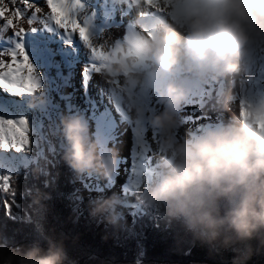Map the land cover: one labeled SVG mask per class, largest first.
I'll return each instance as SVG.
<instances>
[{"label":"clouds","instance_id":"clouds-1","mask_svg":"<svg viewBox=\"0 0 264 264\" xmlns=\"http://www.w3.org/2000/svg\"><path fill=\"white\" fill-rule=\"evenodd\" d=\"M127 2L138 13L135 27L112 44L93 46L98 63L92 68L122 94L138 122L159 133L160 159L132 185L137 201L209 244L227 247L264 234V91L246 90L245 81L237 80L241 74L250 78L254 53L264 46V0ZM153 11L161 15L150 18ZM193 75L227 80L213 107L233 115L178 135ZM150 86L164 105L160 110L150 109L143 98ZM37 101L43 96H34L30 106ZM58 129L63 159L74 172L116 174L119 150L101 149L83 113L61 115ZM43 195L37 190L34 199ZM123 203L116 193L97 197L90 201V214L118 226ZM66 258L63 244L51 238L46 250L34 242L0 252V264H64Z\"/></svg>","mask_w":264,"mask_h":264},{"label":"trees","instance_id":"trees-1","mask_svg":"<svg viewBox=\"0 0 264 264\" xmlns=\"http://www.w3.org/2000/svg\"><path fill=\"white\" fill-rule=\"evenodd\" d=\"M42 133L47 143L56 142ZM58 151L44 147L43 156L26 167L2 172L11 175L15 190L14 198L0 190L2 254L34 242L46 250L51 238L63 244L64 264H234L238 259L240 264H264V234L224 247L201 241L179 221L168 222L147 206L134 217L133 227L124 218L114 226L79 211L74 172L63 159L64 147ZM37 190L45 194L38 202Z\"/></svg>","mask_w":264,"mask_h":264},{"label":"bare ground","instance_id":"bare-ground-1","mask_svg":"<svg viewBox=\"0 0 264 264\" xmlns=\"http://www.w3.org/2000/svg\"><path fill=\"white\" fill-rule=\"evenodd\" d=\"M101 1L103 2V5H101L103 11L101 12L97 8L91 7L90 14L87 15L84 19L82 18L79 19V16H78L79 8L76 10L78 21H80L81 24L86 25L87 31L89 35L91 36V41H92L93 46L102 45L105 42H107L108 44H112L117 39H122L126 31H130L135 27L134 20L138 14L137 10L132 8L130 4L127 2V0H101ZM37 2L40 3V6L44 8L45 12L50 11V9L47 8V5L43 3V0H37ZM97 5L95 2L94 6H97ZM16 6L19 7L20 5L17 4ZM152 13H156V12L153 11ZM26 20H27V17L24 18L22 26L25 27V29H28L30 26L27 24ZM32 26L35 27V30L41 29L39 32L40 37L31 36L30 41H26L25 39V36L27 33L26 31L22 37L21 42L33 66L36 65V63H34L33 61V58L37 56L38 49H40V51H42V49L43 51H47V50H51V48H54V47L59 48L60 50H64L67 55H73V56L77 55V57H79L78 59L87 60L90 70H88L87 72L86 71L84 72L83 70L80 71L79 69L80 73L78 71L77 75L80 76L82 79L81 81L84 86L83 89L85 93L86 92L92 93V96H91L92 100H96V101L102 100V103H105L107 105V107L104 106V110H108V113L110 115L107 118L98 117L99 119H97V117L93 115L94 112L92 115L90 113L91 118H93V120L95 121L94 130L96 131L99 130V128L103 125V123H106L109 132L112 131L109 135H112V133L115 135L118 132V123L123 126L129 124V122L130 124L131 123L135 124L134 132L133 133L131 132L132 134L130 135L129 139H122L121 143L117 142L118 144L113 143L112 146L110 145L111 147L115 146L119 150V157H120L119 169L122 168L123 172L119 174L118 172H116V174H114L112 177L104 178L105 185L107 186V190L109 189L110 192L112 191V193L119 194L122 197V199L131 201L130 197H134V194L132 192V185L138 179L135 177L132 178L133 174L130 173L129 171H128L129 173L128 172L124 173L126 171V166L128 168L129 166L128 164L131 161L136 163L135 167H138L140 164L141 166H143L144 162L141 159V156L137 158V153L139 151L142 153V149L144 147L147 149L148 148L151 149V155L155 154L157 156L160 153V151L156 149V147H153L155 144L153 145V143L151 142L147 134L150 128L152 130V127L149 125V128H148V123L146 121H144L145 122L144 127H138V124L136 122L137 120L134 118L133 113L128 109V106L126 102L124 101L122 94L118 92L109 82L105 81L102 78L101 74L93 70L92 66L98 63V61L93 56L91 48H89L88 45L85 44L84 41L81 40L80 36H78L75 43L71 44L69 42H66V39L64 36L66 33L64 32V30L57 27L53 21L49 20L47 26H45L43 24V21L41 20L38 23H34ZM31 31L33 32V30ZM72 35L75 36V34H72ZM19 39L20 38L18 37H13L12 31L10 29L7 30V32H0V44L4 46L5 48L4 50L14 48L15 41ZM259 49H260V52H259L260 54L258 55L254 54V58L257 56L258 61H260V57L262 56L261 53H264V46L259 47ZM86 57L88 59H85ZM83 65H85V63ZM71 66H73V64ZM259 67L260 66L254 62L252 66V70H256V73L254 74L252 73V75L250 74V78L245 74H241L239 77H237V80L238 81L241 79L246 80V82L251 83V85L253 84V86H256L258 83L263 85L264 84V71L261 70ZM43 71L44 70L36 71V74L38 75L39 78L41 77L40 73ZM92 71L95 74H93V76H90V72ZM197 81H201L202 85L197 86V83H196ZM95 82L97 83V88L93 87V84ZM227 83L228 81L225 79H219L215 81L210 78L201 80L194 75L191 77V79L188 81V85L191 88V92L189 93L188 98L193 99L195 104L188 105L186 103L187 106L184 104L186 107L184 108L183 111L179 113V114H182L183 119L185 117H188L190 120L183 123V125L178 131V135L187 134L190 130H194L195 127L198 128V126L200 125H207L206 124L207 121L209 122L210 120L221 121L223 119L224 113H227V115H229L230 117L233 115L232 111H220V110H216L213 107L215 103V97L218 95L220 90H222L226 86ZM1 89L4 90L6 94L12 95L13 97L11 98L13 99L12 101L0 102V117L21 118L22 116L27 114V115H31L32 118H35V116H37V114L39 116V114H41V112H43L45 108L48 109V105H46V102L50 98V95H49L50 91L47 89V87L43 86V88L40 90L39 93H35L33 95H30V94L18 95V98L16 97L17 94L10 93L4 88H1ZM150 89L151 91L155 90L154 87H150ZM251 91L256 92L255 89ZM154 93L156 95V98L155 100L150 101L151 103L150 105L151 106L155 105V109L160 110L164 107V105L160 103L156 92ZM37 94H40V96L41 95L43 96V102L37 101L33 106H30L29 101L33 100L34 96L40 97V96H37ZM74 94L76 95L78 94V92L73 93L70 88L67 89V109L71 108L72 111L75 110L73 112L71 111L72 113H77L76 110H79V108H83V106H80L77 103H75L74 105V103L72 102L73 101L72 97H74ZM199 101L205 103L204 107L201 109L197 107L199 106L197 105ZM121 102L123 103V107H124L123 110L117 107L118 103H121ZM112 106L115 108V110L112 108ZM87 107L90 110H92L91 108H95L97 112L98 108L96 107L94 103H91ZM87 107H84V109ZM115 112H117L116 114H119V113L122 114L123 112L124 113L126 112L129 115L128 122L122 119L120 114L118 116L119 122L118 121H117L118 123L112 122L113 120L115 121V118L113 116ZM214 116H216V119ZM217 116H221V118L218 117L217 119ZM193 117L195 118V120L192 122L191 120ZM130 142H131V146L129 147ZM124 144H126V146ZM123 145L125 147H128L130 151L127 149L126 151L123 148ZM139 147H142V148L138 149ZM19 151L13 148L5 149V148L0 147V157L3 160L11 164H14L13 159L15 158L16 152H19ZM136 169L138 170V172H135L137 174H139L142 170L141 168H136ZM130 181L132 184L130 183Z\"/></svg>","mask_w":264,"mask_h":264},{"label":"rangeland","instance_id":"rangeland-1","mask_svg":"<svg viewBox=\"0 0 264 264\" xmlns=\"http://www.w3.org/2000/svg\"><path fill=\"white\" fill-rule=\"evenodd\" d=\"M95 2H96V5L98 4L97 6H94ZM81 5L82 6L78 10L79 19H81V18L84 19L87 15H89L91 7H95L98 10H100L101 12L103 11L102 7H101V5H103V2L101 0H95V1L94 0H87V1L81 0ZM99 5H100V7H99ZM93 19H95V18H93ZM29 31H31V30H29ZM37 32L38 31H36V32L34 31L33 35H36L39 37L40 35ZM76 34H77V36H79L78 33H76ZM4 49H5L4 46L2 44H0V51H2ZM259 52H260V49L258 47L254 54L258 55V54H260ZM37 53H38L37 56L33 58L34 63H36L34 68L36 71H41V70L45 71V72L43 71L44 73L43 72L40 73V76L42 78L40 77L39 81L41 82L40 84L42 85L41 89L44 86V87H47V89L50 91L49 95H50L51 100L49 99L50 101L47 104L48 109L45 108L44 111L41 112V114H39V116L37 114V116H35V118H32L31 115L25 114L24 116L21 117V118H24L28 122L29 133H27V135H29L30 144L26 148L22 149L21 151L16 152L15 158L13 159L14 164L7 162L0 157V175H2V172L11 173L12 171L18 170L20 168V166L26 167V165L30 164L31 162L36 161L37 157L43 156L44 147H49L51 149V151L54 152V150H56L58 153H59V151H58L59 148L64 147V139L61 136L59 129H58L60 116L63 114H68V113H72L73 111H75V110L72 111L71 108L67 109V89L68 88H70L73 93L78 92V94H76V95L74 94V97H72V99H73L72 102L74 103V105H75V103H77L78 105L83 106V108H79V110H76V112L81 113V111H82V113L85 115L86 119L89 122L90 132L93 134L94 138H99V140L101 142V149L104 147H109L110 145L112 146L113 143H116V144L121 143L122 139H129L130 135L134 132V128H135L134 123L130 124V122H129V124H127L125 126L118 123L119 122L118 116L120 113L116 114L117 112L114 113L116 115L113 114L115 121L114 120L112 121L114 123L118 121L117 122L118 123L117 134L114 135L112 133V135H109L112 131L109 132L106 123H103V125L100 127V130H97V131L94 130L95 121L93 120V118H91V115L93 114V112H94L93 115H95V117H97V119H99L98 117L107 118L110 115L108 113V110H104V106L107 107V105L105 103H102V100L101 101L92 100V98H91L92 93H89V92L85 93V91L83 89L84 86H83L82 81H81L82 79L80 76L77 75V72L79 71V69H80V71L83 70L84 72L85 71L87 72L88 70H90V67L88 65L87 60L78 59L79 57H77V55H75L74 57H73V55L66 56V54L63 50H59V49H55V48H51V50H47V51H43V52L40 51V49H38ZM42 54H43V56H42ZM44 54H45V56H44ZM261 54L264 56V53H261ZM85 59H88V58L86 57ZM254 62L258 65V61L256 60V58H254ZM84 63H85V65H83ZM72 64H73V66H71ZM87 68H89V69H87ZM80 71H79V73H80ZM252 73L253 74L256 73V70H251V75H252ZM73 74H74V76H73ZM90 74H91V72H90ZM91 76H93V75H91ZM41 79H43V80H41ZM245 84L246 85H244V87L246 90H248L249 88L251 90L255 89L253 86L251 87V84L246 83V82H245ZM93 87L97 88L96 82L93 84ZM154 92H156V91H153V95L156 98V95ZM87 94H88V96H87ZM37 96H40V94H37ZM11 97H13V96L6 94V92H4V90H2L0 88V102L12 101L13 98H11ZM16 97L18 98V95H16ZM186 101L184 102L186 106H187V104L188 105L189 104H195L193 99L188 98ZM73 103H72V105H73ZM91 103H94L96 105V107L98 108L97 112H96L95 108H91L92 110L88 109L87 106H89ZM204 104L205 103L199 101L197 104L199 106H197V107H199V109H201L204 107ZM185 105L181 107L180 112L184 110V108L186 107ZM84 107H87V108L84 109ZM112 108L115 110V108L113 106H112ZM90 113H91V115H90ZM180 116H181V118H183L182 114H180ZM214 117L216 119V116H214ZM218 117L221 118V116H217V119H218ZM187 118L188 117L184 118L185 122L190 120L189 118L188 119ZM228 118H230V116L227 115V113H224L222 120H227ZM8 119H18V118L12 117V118H8ZM194 120H195V118L193 117L191 121L193 122ZM216 121L210 120L209 122L207 121L206 124H215L218 122V121L217 122ZM49 122H51V124L48 125ZM200 126H203V125H200ZM200 126H198V128ZM196 129H197V127H195L194 130H196ZM41 130H43L47 134V138L50 135L53 138L55 136L54 140L56 142L55 143L51 142V144L47 143V139H46V137H44L43 133H41ZM149 130H148L147 134H148L151 142L153 143V145L155 144L153 147H156V149L159 150V142H160L159 133L156 130H153V128H152V130H151V128ZM106 135H108V136H106ZM153 137H154V139H153ZM124 145L126 146V144H124ZM124 145H123V148L125 150L126 149L129 150L128 147H125ZM35 146L38 147V151L36 150V148H34ZM130 146H131V142H130L129 147ZM141 148L142 147H139L138 149H141ZM138 153H137V158H139L141 156V159L144 162L143 166H141V164H140L138 167H135L136 163L131 161L128 164L129 165L128 168L126 166V171L124 173L129 171L130 173L133 174L132 178L135 177L137 179H140L142 173H146L148 170L152 169L157 164V161L160 159V153L157 156L155 154L151 155V149H149V148L147 149L145 147L142 149V153L140 151ZM136 168L142 169L139 174L135 173V172H138V170ZM119 170H120V172H119ZM73 172H74V170H73ZM117 172H118V174L123 172L122 168L119 169V166H118ZM74 176H75V185L74 186L76 189L75 190V196H76V201L78 204L79 211H90V207H91L90 201L94 200L97 197H101V196L109 197L113 194L112 191L110 192L109 189L107 190V186L105 185V180H104L105 177H103L99 174L82 173V174L78 175L76 172H74ZM130 183H131V181H130ZM130 199H131V201L123 199L124 203L122 205L118 206V210L121 211L122 218H124V220H126L127 226L133 227V224L135 221L134 217L136 215H138L139 212L142 213L143 212L142 208L146 207V205L140 204L137 201L135 195H134V197H130ZM96 217L99 219V218H102L103 216L98 215Z\"/></svg>","mask_w":264,"mask_h":264},{"label":"snow or ice","instance_id":"snow-or-ice-1","mask_svg":"<svg viewBox=\"0 0 264 264\" xmlns=\"http://www.w3.org/2000/svg\"><path fill=\"white\" fill-rule=\"evenodd\" d=\"M50 11L45 12L37 0H0V32L11 30L13 37L20 38L15 41V47L0 51V88L10 93L23 95L33 94L39 87L40 81L22 44V37L26 31L35 30L32 26L41 20L47 26L48 21L63 29L71 36L78 33L81 40L91 48V36L86 25L77 23L76 10L80 8L81 0H43ZM20 6L17 7L16 5ZM30 13V14H29ZM27 17L28 29L22 26ZM28 122L24 118L8 119L0 117V147L13 148L17 151L30 144ZM11 175H0V190L10 194L13 198L15 191L11 187ZM6 207H11L6 202Z\"/></svg>","mask_w":264,"mask_h":264}]
</instances>
